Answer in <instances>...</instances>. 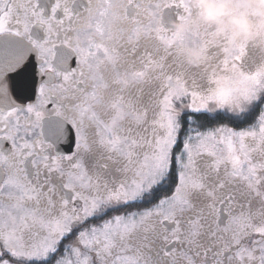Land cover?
Segmentation results:
<instances>
[{
    "label": "snow or ice",
    "instance_id": "6c2138e0",
    "mask_svg": "<svg viewBox=\"0 0 264 264\" xmlns=\"http://www.w3.org/2000/svg\"><path fill=\"white\" fill-rule=\"evenodd\" d=\"M193 0H0V264H264V28Z\"/></svg>",
    "mask_w": 264,
    "mask_h": 264
},
{
    "label": "clouds",
    "instance_id": "9594fccd",
    "mask_svg": "<svg viewBox=\"0 0 264 264\" xmlns=\"http://www.w3.org/2000/svg\"><path fill=\"white\" fill-rule=\"evenodd\" d=\"M251 4L264 27V0H251ZM193 5L200 11L204 22L230 31L237 39L253 37L255 29L248 19L247 10L238 12L229 0H193Z\"/></svg>",
    "mask_w": 264,
    "mask_h": 264
},
{
    "label": "flooded vegetation",
    "instance_id": "af4514ba",
    "mask_svg": "<svg viewBox=\"0 0 264 264\" xmlns=\"http://www.w3.org/2000/svg\"><path fill=\"white\" fill-rule=\"evenodd\" d=\"M245 2H246L251 8H253V7H252V4H251V0H245ZM244 11H245V10H244ZM244 11H240V12H244ZM247 13H248V11H247ZM248 19H249V17H248ZM259 26H260L261 28H264V27L261 26L260 19H259Z\"/></svg>",
    "mask_w": 264,
    "mask_h": 264
}]
</instances>
